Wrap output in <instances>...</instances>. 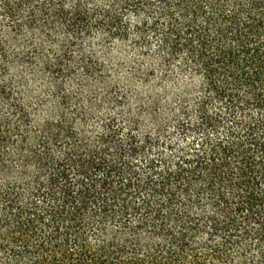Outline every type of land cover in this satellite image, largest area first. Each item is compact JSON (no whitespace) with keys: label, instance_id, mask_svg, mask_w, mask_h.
Segmentation results:
<instances>
[{"label":"trees","instance_id":"obj_1","mask_svg":"<svg viewBox=\"0 0 264 264\" xmlns=\"http://www.w3.org/2000/svg\"><path fill=\"white\" fill-rule=\"evenodd\" d=\"M0 264H264V0H0Z\"/></svg>","mask_w":264,"mask_h":264},{"label":"rangeland","instance_id":"obj_2","mask_svg":"<svg viewBox=\"0 0 264 264\" xmlns=\"http://www.w3.org/2000/svg\"><path fill=\"white\" fill-rule=\"evenodd\" d=\"M15 74L17 77L20 76V86L24 89L28 88L29 91H31V94H35L40 91L47 81V75L39 68L30 69L22 74L15 71ZM23 83L25 87H23ZM24 95L28 97V93L25 92Z\"/></svg>","mask_w":264,"mask_h":264}]
</instances>
